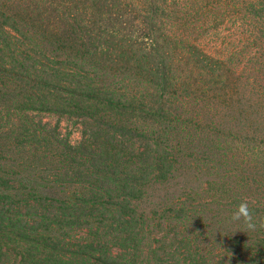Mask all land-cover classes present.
Returning <instances> with one entry per match:
<instances>
[{
	"label": "trees",
	"instance_id": "16d2710c",
	"mask_svg": "<svg viewBox=\"0 0 264 264\" xmlns=\"http://www.w3.org/2000/svg\"><path fill=\"white\" fill-rule=\"evenodd\" d=\"M244 198L264 223V0H0V264H264Z\"/></svg>",
	"mask_w": 264,
	"mask_h": 264
},
{
	"label": "rangeland",
	"instance_id": "374dc122",
	"mask_svg": "<svg viewBox=\"0 0 264 264\" xmlns=\"http://www.w3.org/2000/svg\"><path fill=\"white\" fill-rule=\"evenodd\" d=\"M37 120H42L43 123H47L49 127H58V131L62 137L68 136L69 141L74 144L81 137V122L76 118H68L65 116H61L58 114H50V113H39L36 115ZM174 231L169 228L160 229L158 231L157 238L152 239L153 246H165L168 248L169 252H174L176 255H183L182 249H180V244L177 240H174ZM162 236L165 238L162 241ZM197 241V240H196ZM193 242L194 248L198 249L200 252H204L208 250V245L202 242ZM178 255V256H179ZM212 258L216 262H221L224 260V250L214 251ZM164 264H175L174 262H165Z\"/></svg>",
	"mask_w": 264,
	"mask_h": 264
},
{
	"label": "clouds",
	"instance_id": "9594fccd",
	"mask_svg": "<svg viewBox=\"0 0 264 264\" xmlns=\"http://www.w3.org/2000/svg\"><path fill=\"white\" fill-rule=\"evenodd\" d=\"M255 201L249 198L242 199L231 214L232 222H241L247 231H255L257 227L264 228V223L257 222L254 214Z\"/></svg>",
	"mask_w": 264,
	"mask_h": 264
}]
</instances>
